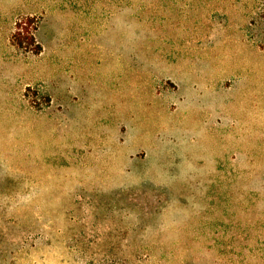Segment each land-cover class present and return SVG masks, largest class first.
<instances>
[{
	"label": "rangeland",
	"instance_id": "obj_1",
	"mask_svg": "<svg viewBox=\"0 0 264 264\" xmlns=\"http://www.w3.org/2000/svg\"><path fill=\"white\" fill-rule=\"evenodd\" d=\"M0 264H264V0H0Z\"/></svg>",
	"mask_w": 264,
	"mask_h": 264
},
{
	"label": "trees",
	"instance_id": "obj_2",
	"mask_svg": "<svg viewBox=\"0 0 264 264\" xmlns=\"http://www.w3.org/2000/svg\"><path fill=\"white\" fill-rule=\"evenodd\" d=\"M35 22V19L31 17L17 22L14 34L12 35V42L19 49L39 54L42 51V47L35 38L34 32L37 30Z\"/></svg>",
	"mask_w": 264,
	"mask_h": 264
}]
</instances>
